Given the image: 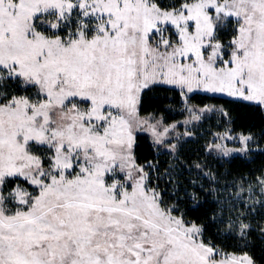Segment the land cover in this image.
Returning a JSON list of instances; mask_svg holds the SVG:
<instances>
[{"label": "snow or ice", "instance_id": "1", "mask_svg": "<svg viewBox=\"0 0 264 264\" xmlns=\"http://www.w3.org/2000/svg\"><path fill=\"white\" fill-rule=\"evenodd\" d=\"M160 87L185 124L213 111L194 93L264 109V0H0V264H264V170L188 219L138 155L140 132L179 151L140 115Z\"/></svg>", "mask_w": 264, "mask_h": 264}, {"label": "trees", "instance_id": "2", "mask_svg": "<svg viewBox=\"0 0 264 264\" xmlns=\"http://www.w3.org/2000/svg\"><path fill=\"white\" fill-rule=\"evenodd\" d=\"M187 102L195 107L210 105L221 108L229 115L226 116L227 118L221 117L220 125L226 123L232 133L252 135L256 144L264 148V109L243 101L202 93L191 94ZM140 115L158 116L164 123L169 124L183 119L185 110L176 92L160 87L144 96ZM214 124L211 122L212 126ZM138 136V155L141 158L155 157L158 160L162 188L166 187L171 194L173 186L178 185L179 199L182 202L181 210L187 214L188 219L212 215L218 197L209 193V185L222 192L225 187L231 188L235 182L242 179L252 181L264 170V150L251 152L244 157L218 158L207 151L209 137L203 136L185 141L172 158L169 153L153 146L146 134L138 133ZM197 164L201 167L197 168ZM169 168H171L172 183H169L164 175ZM192 181L195 183H191ZM185 191L199 192V201L190 202V197L185 195ZM245 195L247 196V193ZM254 254L257 258L261 255L259 243L256 244Z\"/></svg>", "mask_w": 264, "mask_h": 264}, {"label": "rangeland", "instance_id": "3", "mask_svg": "<svg viewBox=\"0 0 264 264\" xmlns=\"http://www.w3.org/2000/svg\"><path fill=\"white\" fill-rule=\"evenodd\" d=\"M202 94H206V93H202ZM208 95L222 96V97L233 99L231 97L223 96L220 94H208ZM233 100H235V99H233ZM182 103H183V108L185 110V116L183 119H181L177 122L166 124L163 122V120L160 117L154 116V115H148V116H142V117H145V118L151 117V118H154V120H160L162 122V124L168 125V126L175 124L176 128L169 132L168 137L172 143H177L178 148L181 144H183L185 141H187L189 139L204 136V137H209V145L207 147V151L211 152L213 155H215L218 158L228 159V158H231L233 156H243L244 157V156H248L249 153H251V152H257V151L264 150V148L259 147L253 139V141L250 142V147H249V150L247 152L233 151L229 155H223L219 150H217L211 146L215 143H219L221 145L226 146L229 149L242 148L243 145L240 142V139H239L240 136L241 135H250V134L232 133L230 131V129L228 128V126L226 125V123H223L222 125H220L221 117H224V118H227V117L222 115V113L220 111L221 108L215 107V106H210V105L204 106V107L212 108L213 111L202 113L200 120L193 121L189 124H185L184 121L189 119L190 114L188 111H186L185 103L183 101H182ZM246 103H248V102H246ZM187 106L188 107H194L195 109L204 108V107L192 106V105L188 104V102H187ZM209 122H210V124H209ZM211 122L215 123L214 126L211 125ZM219 125H220V127H219ZM187 132H191V135H185V133H187ZM140 133L146 134L152 142V137L148 132H140ZM229 135L232 137V139L222 138V137H226ZM155 147L161 151H165L166 153H169L172 158L176 154V153L175 154L171 153L167 148H165L163 146H155Z\"/></svg>", "mask_w": 264, "mask_h": 264}]
</instances>
